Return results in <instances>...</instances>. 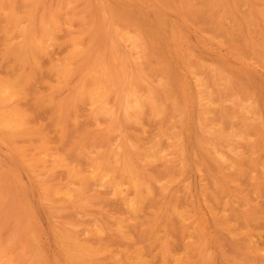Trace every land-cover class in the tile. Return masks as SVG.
I'll return each mask as SVG.
<instances>
[{
  "label": "bare ground",
  "instance_id": "1",
  "mask_svg": "<svg viewBox=\"0 0 264 264\" xmlns=\"http://www.w3.org/2000/svg\"><path fill=\"white\" fill-rule=\"evenodd\" d=\"M0 47V147L15 164L8 167L11 163L6 162L11 170H4L6 164L1 162L7 160L0 159L4 165L0 167V224L6 219L5 231L8 223L14 224L12 231L9 226L4 231L5 236L0 229V264H41L31 240L38 233L30 227L32 220L35 225V216H30L29 209L35 211L36 205L31 203V207L26 198V207V200L14 195L11 183L19 180L15 179L17 167L32 180L37 202L51 206V213L68 208L75 212L69 219L64 215V223H59L60 217L59 221L49 217H53L51 223L55 219L59 223L50 227L49 237L61 260L120 264L118 258H122L125 264H147L143 259L151 252H146L150 246L143 245L146 255L137 246L153 236L159 263L177 264L166 230L177 228L173 220L177 216L188 220L189 214L177 208L189 201L176 204L172 182L175 174L181 175L176 171L183 168V173L190 167L199 175L204 171L215 192L228 191L229 195L231 186L226 187L223 171L236 170L235 163L228 162L238 163L239 144L251 129L264 123V0H0ZM57 49L59 58L54 56ZM44 66L54 81V86H46L49 92L44 102L51 105L49 125L60 149L30 118L37 109L33 103L41 98V93L33 98L36 92L30 89L35 81L44 80L42 76L35 80ZM30 93L32 111L26 106ZM182 123L183 133L178 129ZM145 125L157 129L153 139L148 135L150 147H145L148 141L141 137ZM198 185L200 202L207 203L210 187ZM99 189L114 196L128 217L111 219V208L106 210L109 214L103 210L108 204ZM155 191L159 196L153 197ZM179 193L183 198L178 199L185 200L187 192ZM156 196L161 202L157 209L153 206ZM7 197L14 211L5 209ZM149 199H154L148 202H153L150 208L156 211L143 221L151 217L141 211ZM26 208L28 217H33L30 221ZM41 209L45 212L46 208ZM5 210L14 215L6 217ZM158 228L162 235H157ZM102 242L105 245H99Z\"/></svg>",
  "mask_w": 264,
  "mask_h": 264
},
{
  "label": "rangeland",
  "instance_id": "2",
  "mask_svg": "<svg viewBox=\"0 0 264 264\" xmlns=\"http://www.w3.org/2000/svg\"><path fill=\"white\" fill-rule=\"evenodd\" d=\"M0 49H1V47H0ZM58 51L56 52V54L54 55V56H56L57 58H59V55L61 56V53L60 54H58L59 53V51H60V49H57ZM56 57H54L55 59H56ZM46 61V60H45ZM45 61L43 60V64L45 63ZM46 64V63H45ZM9 67V66H8ZM44 67H45V69H44ZM43 68H41V75L39 74L36 78H35V80H39V76H42V77H40V79H42V78H44V80H45V82H42V81H44V80H42V81H35V82H38L37 84L34 82L33 84L34 85H36V88H35V86L33 85L31 88L33 89V90H31L30 89V92H32V91H34V92H36V96H35V93H34V95L32 96V94L30 95V96H27V98L29 97L30 98V100L28 101V102H26V106L28 107V106H32V103H33V99H32V97L33 98H39L40 96H39V94L41 93V98H39L40 100H38V101H36V102H34V103H36V104H34L33 103V105H35V107H37V109L35 108V110H34V112L32 113V115H30V118H32L31 120H33V126H37V127H39V128H42V129H45V131L44 130H42L43 132H45V133H47L48 135H46L47 137L49 136L51 139H52V145H53V147L55 146V147H58V146H60V143L59 142H57V143H55V142H53V141H55L54 140V138H55V136H56V134H54L55 132H53L54 130H53V128H51L50 127V125L52 124V121H50V118H51V112H50V108H51V105L50 104H48L46 101L44 102V98H45V94H47L48 92H49V90L47 89V87L46 86H48V85H52V86H54V81L53 80H51V75L49 76V74H48V72L46 73V69H47V66H44ZM10 68V67H9ZM8 68V69H9ZM6 69H7V67H6ZM43 69V70H42ZM11 70V68L9 69V70H6V71H10ZM5 71V70H4ZM5 71V72H6ZM43 72V73H42ZM44 73H45V76H43L44 75ZM47 76H49V78H47ZM47 78V79H46ZM51 80V81H50ZM34 81V80H33ZM40 83V84H39ZM45 83V84H44ZM52 83V84H51ZM36 90V91H35ZM48 91V92H47ZM37 93H39V94H37ZM38 95V96H37ZM48 95V94H47ZM46 95V96H47ZM32 96V97H31ZM26 101H27V99H26ZM29 102H32V103H30L29 104ZM38 102V103H37ZM39 102H42L41 104L39 103ZM44 103V105H42ZM38 106H40V107H38ZM29 107V109L31 110L32 108L34 109V106L33 107H31L30 108ZM28 109V110H29ZM32 109V110H33ZM31 110V111H32ZM31 111H29V113H31ZM49 113V114H48ZM82 118L83 117H80V122H82L83 120H82ZM180 120H178L177 122H178V126L179 125H181V121L179 122ZM51 123V124H50ZM50 124V125H49ZM82 126V125H81ZM80 126V127H81ZM83 128H84V126H82ZM86 127H88V126H85V128ZM51 128V129H50ZM99 127H88V129L90 130H96V129H98ZM180 128H182V133L184 132L183 131V123H182V127L180 126L178 129L181 131V129ZM143 129L145 130V133L144 134H146V135H144V134H142L141 135V137H144V139L143 140H146V142L148 141V140H151V139H153L154 138V136H155V134H156V132H157V129L154 127V125L152 126H148V125H145L144 127H143ZM53 130V131H52ZM156 132H155V131ZM152 131V132H151ZM251 132H252V134H251V132L249 133V134H251V135H249V134H247L246 136H245V138L243 139V141L239 144V146H240V149H239V153H240V155H239V160H238V163H237V161L235 162V161H233L232 159L230 160L228 157H227V159H226V161H232V162H228V164H234V166L236 167V170H233V168L232 167H230V169L229 168H226L227 169V172H225L226 170L224 169V171H223V179H224V181L226 182L225 183V185L227 184V186L226 187H228V188H226L225 187V185H224V189L225 190H230L231 191V189H235L234 191H232V193L229 191V195H228V191H225L224 189L222 190V192L223 191H225V194H227V197H225V199H226V203H225V201H223V200H225L224 198H223V200H221L222 199V197H223V195L224 196H226L224 193L223 194H221L220 195V193H218V192H215V190H213L212 189V187H211V185H209L210 184V182H209V178L207 179V175L205 174L206 172H204V171H202L203 172V174H202V172H200L201 173V175H199V173H197V172H195L191 167H190V169L189 168H186V170H184L183 171V173H182V169L183 168H181L180 170H177L176 172H178V174L177 175H180V172H181V175H182V177H181V175L177 178V177H175V175H174V177H173V180H175L174 182H172V184H173V187H172V189L173 188H175V189H173V190H175L176 191V195H177V201H176V204H177V202L178 201H180V203H181V201H183V203H185V202H187V201H189L188 203H190L191 201L193 202V205H192V203L190 204L191 205V207L190 206H188L189 204L187 203V205L185 206V204H183V206L186 208H184L182 205H181V207L180 208H177V210L182 214L183 212H187V214H189V217H188V220L187 221H182V220H180V216L178 217H176L177 219H175L174 217L176 216H173L172 218H174L173 220L174 221H177L176 223H175V225L177 226V228L175 227L174 229H168V231H169V233H170V231L171 232H173V233H171V234H174L173 236L170 234L169 235V233L167 232V230H166V233L168 234V241H169V239L171 240L172 239V241H170V243H172V244H170L171 246H170V248L172 247V250H173V253H172V255L175 257L174 259H175V262H177V264H264V123H259V124H257L253 129H251L250 130ZM254 131V132H253ZM149 132V133H148ZM130 133H132L133 135H137V133L136 132H130ZM148 133V134H147ZM152 133H153V135H152ZM155 133V134H154ZM258 133V134H257ZM151 135L150 137H152L151 139H149V137H148V135ZM255 134V135H254ZM254 135V136H253ZM261 135V136H260ZM248 136V137H247ZM252 137V138H251ZM263 137V138H262ZM49 138V140H51ZM48 139V138H47ZM55 139H57V138H55ZM245 140V141H244ZM248 142V144H247V142ZM251 141V142H250ZM148 142H149V144H148ZM147 142V144L145 145V147H148V145H149V147H150V141H148ZM143 143H145V141H143ZM244 143V144H243ZM241 146H242V149H241ZM59 148V147H58ZM0 149L2 150H4V148L2 147H0ZM60 149V148H59ZM58 149V150H59ZM247 150H249V152H247ZM245 152V155H243L244 154V152ZM5 153V154H4ZM253 153V154H252ZM0 159L1 160H3L4 159V161L5 160H7V161H5V162H1V163H4V164H6V162H8V164L9 163H11V165L9 164L8 165V167L9 166H13V167H15V164L10 160V158L7 156V154H6V152H5V150L2 152V151H0ZM247 157V158H246ZM249 157V158H248ZM0 160V161H1ZM225 161V163L227 164V162ZM247 163H246V162ZM0 163V167H1V165H3V164H1ZM158 163L159 162H156V163H154V166H158ZM13 164V165H12ZM157 164V165H156ZM237 165H238V167H240V168H238L237 167ZM4 166V165H3ZM242 166V167H241ZM7 168V164L4 166V168ZM4 169V170H11V168L9 169V168H7V169ZM211 168H213V167H211ZM210 168V169H211ZM13 169V168H12ZM15 169V168H14ZM14 169H13V171H14ZM178 169H179V167H178ZM232 169V171H229V170H231ZM253 171H252V170ZM16 170V169H15ZM194 173H192L191 171ZM213 171H214V169H212ZM211 170V171H212ZM238 170H240V173H239V171ZM21 170L20 169H18V167H17V170L15 171V173L16 174H20V178H19V176L17 177H15V179L17 178V179H19V180H17L18 182L16 183L15 182V180H14V182L18 185V189L20 190V192L17 190V185H15V183H13V181L11 182L12 184H13V186H14V188H15V196H17L18 197V199H20V200H22L21 198H24L26 201H24L25 202V206L27 207V205H28V207H29V201H30V204L32 203L33 205L35 204L36 205V207L35 208H33L35 211H37V209L39 210V213H43L45 216V218H43L42 216H43V214L41 215H39V213H38V211L36 212V213H38V214H34L35 213V211H33L31 208L29 209V210H31L32 212H30L27 208V210H26V213H27V218H28V220L30 221V220H32V218L34 217V220L36 221H34V223H35V225L33 224V223H31V222H33V220L30 222V227L32 228V232L33 233H38V234H33L32 235V237H31V240L33 239L34 240V244H33V246H32V244H31V246L32 247H34L33 249H34V251H35V256H37L36 258L40 261V263L41 264H49V263H51V264H54L55 262L54 261H52V260H55L56 258V261L58 262H56L57 264H71V263H69V262H67V261H65L64 259H60V257L61 256H58V251L56 250V247H55V245L53 244V241H52V238L51 237H49V236H51L50 235V227L52 226V225H57V224H59V223H61L62 221H63V223H64V220L62 219V217H64V215H65V217H67L68 215H74V211H72L71 209V212H68V211H70L69 210V208H68V210H62V211H59V212H57V211H55L54 210V212L53 213H51V210H50V207L51 206H48V204H46L45 202L43 203V205H42V203L41 202H37V201H39L38 200V192L35 190V188H34V184L32 183V180H31V182H30V180H29V178L28 177H25L26 175H25V173L24 172H20ZM156 171H159V169H157ZM187 171V172H186ZM211 171L209 170V172L211 173ZM234 171H236L235 172V175H233L234 174ZM248 171H249V174H248ZM185 172H186V174H185ZM230 172H231V174H230ZM246 172H247V174L249 175V178L250 179H248V176H247V174H246ZM24 175H23V174ZM193 174V176H191ZM211 174H213V173H211ZM204 175V176H203ZM206 175V176H205ZM226 175H230V176H226ZM231 175H233V176H231ZM237 176V178H235ZM24 177V178H23ZM194 177V178H193ZM195 177H197L196 178V180H194L195 179ZM202 177H204V178H202ZM227 177H228V179H227ZM235 181H233L231 178ZM22 178V179H21ZM28 180H27V179ZM181 178V179H180ZM204 180V183H202V179ZM23 180V181H21V180ZM201 179V180H200ZM26 180V181H25ZM231 180V181H230ZM28 181V182H27ZM178 181V182H177ZM189 181V182H188ZM195 183V184H192L193 182ZM228 181V182H227ZM232 181L235 183H232ZM180 182H181V184H180ZM201 182V183H200ZM31 183V184H30ZM189 183V184H188ZM206 184V185H208L209 187H210V190H209V192L211 193V196L209 195V196H207V198H209V200L206 198V201H204V202H207V203H201L200 202V197L198 196V192H199V185L198 184ZM209 183V184H208ZM231 183V185H229ZM26 184H27V186H26ZM175 184V185H174ZM186 184H188L189 186L188 187H186ZM197 184V185H196ZM235 186H234V185ZM24 185H25V187H24ZM31 186V189H30V187L29 186ZM184 185V187H182ZM193 185V186H192ZM16 186V187H15ZM197 188H196V187ZM33 187V188H32ZM184 188L185 189V191H182V190H184V189H182V188ZM188 188V189H186V188ZM190 187V188H189ZM196 189H195V188ZM27 188V189H26ZM179 188H180V192L181 193H179ZM182 189V190H181ZM192 189H193V191H192ZM198 189V191H196ZM28 190H29V192H28ZM100 190V189H99ZM104 189H102V191L100 190V192L101 193H103V196H104V199H105V201L104 202H106L105 204L107 205H105L106 207L103 209V210H109L110 208V215H111V219H114V218H121V217H128V215H125L126 213L125 212H123V211H126L121 205H120V202H118V201H116L117 199L116 198H114V196H111V195H109V193H105L104 194V191H103ZM186 190H188V191H186ZM195 190V191H194ZM242 191V192H240V191ZM213 191L215 192V194L213 193ZM239 191V192H238ZM157 191H155L153 194V197H155V194H157L156 193ZM184 192H187V198H186V196L184 197L185 198V200H179L181 197L183 198V196H181V197H179V195H178V193L179 194H181V195H185L186 193H184ZM188 192H190L191 193V200L189 199L188 200V197H189V194L190 193H188ZM195 192V193H194ZM197 192V193H196ZM238 192V193H237ZM20 193H22V197L20 196ZM183 193V194H182ZM230 193H231V196H230ZM235 193V194H234ZM241 193V195H239ZM32 196H31V195ZM214 194V195H213ZM237 194V195H236ZM158 195V194H157ZM216 195H217V197H216ZM24 196V197H23ZM31 196V197H30ZM36 196V198H32V197H35ZM159 196V195H158ZM218 196H220V197H218ZM230 197V198H229ZM233 197V198H232ZM237 197V198H236ZM29 200V201H27V199ZM179 198V199H178ZM190 198V197H189ZM195 198V199H194ZM212 198V199H211ZM221 198V199H220ZM31 199H33L32 201H31ZM155 199V198H154ZM154 199H149V200H147V203H146V201L144 202L145 203V205L146 206H144L143 205V209L145 210H143V209H141V211L142 212H145V213H147V214H150L149 215V217L151 216V214H153L155 211H156V209L158 208V205L161 203H159L158 201L160 200V198L159 197H157L156 196V201L155 202H158V204L156 203L155 204V202L153 203V206L154 205H156L155 206V211H154V209H151L150 207H151V202H148V201H154ZM197 199V200H196ZM213 199H215L214 201H213ZM232 199H234V201L232 200ZM7 200H9V203H7L6 204V210H8V208L9 207H11V210H13L14 208H15V205L14 206H12V204H13V202H10V200L11 199H8V197H7ZM195 200V201H194ZM220 200H221V202H222V204H221V202H220ZM249 200V201H248ZM12 201V200H11ZM34 201H36V203L34 202ZM185 201V202H184ZM236 201V202H235ZM23 202V203H24ZM109 202V203H108ZM195 202V203H194ZM215 203V204H213V203ZM219 202V203H218ZM225 203V205H224V203ZM234 202V203H233ZM237 202H239V203H237ZM27 203V204H26ZM39 203H40V205H39ZM151 203V204H150ZM180 203H178L179 205H180ZM211 203H212V205H211ZM247 203V204H246ZM32 204L30 205L31 207H33L32 206ZM148 204H149V206H148ZM177 204V205H178ZM197 204V205H196ZM217 204V205H216ZM111 205V206H110ZM194 205H196L197 206V208H196V206L194 207ZM208 205V206H207ZM220 206V208H219V206ZM40 206V207H39ZM53 206H56V204L55 205H53ZM152 206V207H153ZM160 206V205H159ZM189 208H188V207ZM216 206V207H215ZM222 206V207H221ZM249 206V207H248ZM8 207V208H7ZM43 207H44V209H45V212H46V214H45V212L43 211V212H41L40 211V208H42L41 210H44L43 209ZM104 207V206H103ZM114 207V208H113ZM123 209H122V208ZM147 207V208H146ZM149 207V208H148ZM236 209H235V208ZM251 207V208H250ZM37 208V209H36ZM184 208V209H183ZM216 210H215V209ZM224 208V209H223ZM228 208V209H227ZM230 208V209H229ZM254 208V209H253ZM3 209V208H2ZM119 209H121V210H119ZM249 209V210H248ZM4 210V209H3ZM6 210H5V216L7 217V214L9 213L8 211H7V214H6ZM11 210H10V212H11ZM15 210V209H14ZM13 210V211H14ZM119 210V212L120 213H117L116 211H118ZM177 210H176V214H179L178 212H177ZM30 212V213H32L31 215L30 214H28V212ZM115 211V212H114ZM150 211H152V213L150 212ZM230 211V212H229ZM233 211V212H232ZM49 212V213H48ZM66 212H67V214H66ZM74 212V213H73ZM107 212V211H106ZM122 212L124 213V214H122ZM142 212H139L138 214L139 215H141L142 216V214H140V213H142ZM150 212V213H149ZM234 212H235V216H234ZM4 213V212H3ZM59 213V214H58ZM70 213H72V214H70ZM108 213V212H107ZM108 213V214H109ZM116 213V214H115ZM209 213V214H208ZM218 213V214H217ZM221 213V214H220ZM223 213H224V216H223ZM229 213H231V214H229ZM232 213H233V215H232ZM237 213V214H236ZM9 214H11L10 216H12V215H14V213H9ZM49 214V215H48ZM50 214L52 215V216H55V218H57V220L59 221L60 219H59V217L61 218V220H60V222L59 223H55L57 220L55 219L54 220V222L52 221V223L50 222L51 220H53L52 218V216H51V218L49 219V217H50ZM144 214V213H143ZM194 214V215H193ZM252 214V215H251ZM32 216L33 215V217H28V216ZM40 217H39V216ZM58 215H61V216H58ZM63 215V216H62ZM146 215V214H145ZM214 215H215V217H214ZM225 215H227L226 217H225ZM232 215V216H231ZM4 216V217H5ZM36 216H37V218H36ZM236 216H240V217H237L236 218ZM48 217V218H47ZM114 217V218H113ZM130 217V216H129ZM146 217H148V215H146L145 216V218ZM221 217V218H220ZM225 217V218H224ZM253 219H252V218ZM10 218V217H9ZM8 218V220L9 221H11V220H13L12 219V217L9 219ZM38 218H41V219H38ZM71 218V217H70ZM144 218V215L142 216V218L141 219H143ZM152 218V216L150 217V218H147V219H144L143 221H147L148 219L150 220ZM249 218V219H248ZM4 218H2V220H1V224H0V229L2 230V228H6V226H4V227H2V224H3V222H5V220H3ZM37 219H38V221H37ZM48 219H49V221H48ZM67 219H69L68 217H67ZM67 219L65 220V221H67ZM141 222H142V225H144L145 223H143V221L140 219V217L138 218ZM138 219L136 220V219H134V221H135V223L136 224H138L139 223V221H138ZM193 219V220H192ZM226 219V220H225ZM246 219V220H245ZM251 219V220H250ZM40 220V221H39ZM191 220V221H190ZM249 220V221H248ZM8 221V222H9ZM44 223H42V222ZM133 221V222H134ZM220 221V222H219ZM223 221V222H222ZM7 222V221H6ZM37 222H38V224H37ZM132 222V221H131ZM132 222V223H133ZM172 222V223H173ZM179 222V223H178ZM214 222V223H213ZM226 222V223H225ZM41 223V224H40ZM50 223V224H49ZM53 223H55V224H53ZM174 223H173V225H174ZM225 223V224H224ZM33 224V225H32ZM139 224H141V223H139ZM217 224V225H216ZM224 224V225H223ZM3 225H5V223L3 224ZM14 225V224H13ZM12 224H7V229H6V231L8 230V226L10 227V230L12 231V226H13ZM185 225V226H184ZM196 225V226H195ZM179 227V228H178ZM182 227V228H181ZM185 227V228H184ZM180 228H181V230H180ZM160 229L162 230V227H160ZM177 229H178V231H177ZM189 229L191 230V232L189 231ZM194 229V230H193ZM199 229H201V230H199ZM9 230V231H10ZM157 230H159V228L157 229ZM161 230H159L158 231V233H157V235L158 234H163V231H161ZM185 230V231H184ZM193 230V231H192ZM3 232L2 233H4V236H5V230H2ZM5 231V232H4ZM10 231V232H11ZM31 231V230H30ZM38 231V232H37ZM160 231H161V233H160ZM174 231H175V233H174ZM181 231V232H180ZM188 231V232H187ZM42 232H44V233H42ZM177 232H179V233H177ZM0 233H1V231H0ZM2 233H1V235H2ZM6 235H8V232L6 233ZM31 235V234H30ZM37 235V236H36ZM38 235L40 236V237H38ZM48 235V236H47ZM208 235V236H207ZM42 236V237H41ZM45 236V237H44ZM206 236H207V238H206ZM39 239H41V240H39ZM46 237H48V238H46ZM149 237V241L153 238V236H148ZM171 237V238H170ZM135 239V241H136V245L135 246H137V240H138V238H137V240H136V237H134ZM140 238V237H139ZM142 238V237H141ZM147 238V237H146ZM193 238V239H192ZM205 238V239H204ZM50 239H51V241H50ZM143 239H144V237L142 238V240L141 239H139L140 240V242L142 241L143 242ZM37 240H39V241H37ZM46 240V241H45ZM48 240V241H47ZM206 240V241H205ZM41 241V242H40ZM144 241H146V240H144ZM148 241V240H147ZM148 241V242H149ZM31 242H33V241H31ZM39 242H40V244H39ZM46 244H45V243ZM139 242V241H138ZM147 242V244H146V242L145 243H141L142 244V246H141V244L139 243L138 244V246L137 247H139L140 246V248H141V251L144 249L143 248V245H144V247L146 248L148 245L153 249V248H155V245L156 244H153V243H155V242H152V240L150 241L152 244V246L149 244ZM36 243H37V245H36ZM43 243V244H42ZM52 243V244H51ZM205 243V244H204ZM19 244H21V241H20V243ZM42 244V245H41ZM100 244H104L105 245V242L103 243H99V245ZM204 244V245H203ZM22 245V244H21ZM40 245V246H39ZM51 245V246H50ZM53 245V246H52ZM147 245V246H146ZM202 245V246H201ZM207 245V246H206ZM44 246V247H43ZM47 246V247H46ZM49 246V247H48ZM204 246V247H203ZM20 247V246H19ZM46 247V248H45ZM150 247H147L146 248V252L148 251V249H149V251H151V252H153V250L154 251H156V252H153L152 254L154 255V257H155V259H154V257H153V255L151 254V252H147V255L146 254H143V253H146V252H143V251H145V249L141 252L143 255H146V257H144L145 259H143V256H142V259H143V261H145L144 263H146L147 262V264H160L159 263V256H158V254H157V250H156V248L155 249H151ZM44 249V252H43V249ZM206 248V249H205ZM38 249V250H37ZM151 249V250H150ZM202 250V251H201ZM17 251V250H16ZM19 251V250H18ZM37 251V252H36ZM177 251V252H176ZM201 251V252H200ZM41 252V253H40ZM54 252H55V255H53L54 254ZM38 253V254H37ZM43 253V254H42ZM46 253V254H45ZM58 253V254H57ZM201 253V254H200ZM205 253V254H204ZM48 254H49V256H48ZM149 254H151L152 255V257H150L151 255H149ZM60 255V254H59ZM148 255H149V257H148ZM44 256V258L47 256V258H45L46 260H44V258H42ZM40 259H39V258ZM49 257V258H48ZM50 257H51V259H50ZM118 257V256H117ZM158 257V258H157ZM54 258V259H53ZM62 258V257H61ZM48 259V260H47ZM118 259L121 261H118ZM116 258V261L119 263L120 262V264H125V263H122V262H124V260L121 258ZM44 260V261H43ZM50 260V261H49ZM61 260V261H60ZM108 260V259H107ZM110 260V259H109ZM114 260V259H113ZM123 260V261H122ZM151 260V261H150ZM46 261H49V263L48 262H46ZM64 261V262H63ZM105 262H106V260H105ZM104 262V263H105ZM107 262H109V264L110 263H112V262H110V261H107ZM106 262V263H107ZM116 264V263H115Z\"/></svg>",
  "mask_w": 264,
  "mask_h": 264
}]
</instances>
